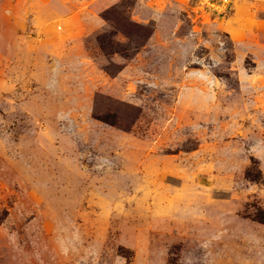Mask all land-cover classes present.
I'll use <instances>...</instances> for the list:
<instances>
[{
	"label": "rangeland",
	"instance_id": "1",
	"mask_svg": "<svg viewBox=\"0 0 264 264\" xmlns=\"http://www.w3.org/2000/svg\"><path fill=\"white\" fill-rule=\"evenodd\" d=\"M0 0V264H264V0Z\"/></svg>",
	"mask_w": 264,
	"mask_h": 264
},
{
	"label": "built area",
	"instance_id": "2",
	"mask_svg": "<svg viewBox=\"0 0 264 264\" xmlns=\"http://www.w3.org/2000/svg\"><path fill=\"white\" fill-rule=\"evenodd\" d=\"M210 6L218 14H226L231 9V0H216Z\"/></svg>",
	"mask_w": 264,
	"mask_h": 264
},
{
	"label": "trees",
	"instance_id": "3",
	"mask_svg": "<svg viewBox=\"0 0 264 264\" xmlns=\"http://www.w3.org/2000/svg\"><path fill=\"white\" fill-rule=\"evenodd\" d=\"M259 220H260L261 222H264V219H261V218H260Z\"/></svg>",
	"mask_w": 264,
	"mask_h": 264
}]
</instances>
